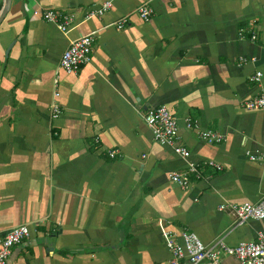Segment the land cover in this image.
<instances>
[{"label": "crops", "instance_id": "obj_1", "mask_svg": "<svg viewBox=\"0 0 264 264\" xmlns=\"http://www.w3.org/2000/svg\"><path fill=\"white\" fill-rule=\"evenodd\" d=\"M105 1L12 0L0 24V235L31 231L6 264H169L165 232L181 228L209 246L256 241L264 220L239 225L219 207L264 198V162L249 157L264 152V109L245 105L264 97V0H113L85 19ZM48 10L73 14L74 28L45 21ZM93 32L91 61L65 73V50ZM159 106L178 120L189 158L144 122ZM186 118L225 141H203ZM172 172L188 173L189 188Z\"/></svg>", "mask_w": 264, "mask_h": 264}, {"label": "built area", "instance_id": "obj_2", "mask_svg": "<svg viewBox=\"0 0 264 264\" xmlns=\"http://www.w3.org/2000/svg\"><path fill=\"white\" fill-rule=\"evenodd\" d=\"M113 0L105 1L101 6L92 7L85 12V19L103 17L112 8ZM152 8L142 6L138 9L140 18L149 22L153 16ZM43 19L47 22L56 24L57 28L63 32H70L75 26V16L73 14L60 13L55 10H48L43 14ZM128 23L127 18H123L117 24L118 29L124 28ZM96 41V33H90L73 41L62 55L60 66L67 73H76L83 65L91 61L93 45ZM241 62H246L241 58ZM262 72H257L253 80L259 82ZM58 86L59 80L55 79ZM60 93L55 90L54 100L51 105V116L53 120H58L62 114L59 102ZM248 110L264 109V97L255 98L246 102ZM142 118L150 128L156 142L162 146H171L177 154L184 158H189L190 152L185 148L177 145L179 138V122L176 117L169 111L166 106L147 108ZM186 129L198 130L199 137L210 144H220L225 141V136L220 132L213 130H203L199 128L197 122L191 118L184 120ZM117 152L110 153L111 158H115ZM251 161L264 162V152L259 155L249 153ZM211 165L221 170V166ZM190 172L198 174L195 165H190ZM172 182L179 185L182 189L190 186V177L188 173L172 172L170 174ZM229 209L237 218L238 224L243 225L249 220H264V198L257 204H229L221 205L219 210ZM31 235L28 226H19L13 228L3 235H0V264H6L12 254L15 246L22 244ZM165 244L169 251V264H222L224 256L235 258L239 264H264V234L258 235L256 241L242 242L236 246H229L223 239L219 240L213 246L206 245L201 238L188 228H181L178 231L165 232Z\"/></svg>", "mask_w": 264, "mask_h": 264}, {"label": "water", "instance_id": "obj_3", "mask_svg": "<svg viewBox=\"0 0 264 264\" xmlns=\"http://www.w3.org/2000/svg\"><path fill=\"white\" fill-rule=\"evenodd\" d=\"M11 2L12 0H5L4 3V7L0 13V24L2 23V21L4 20L5 16L7 15L10 7H11Z\"/></svg>", "mask_w": 264, "mask_h": 264}]
</instances>
